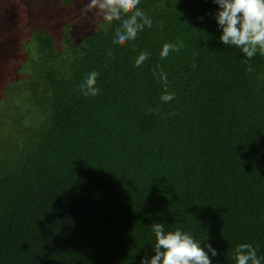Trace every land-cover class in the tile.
<instances>
[{"label": "trees", "instance_id": "trees-1", "mask_svg": "<svg viewBox=\"0 0 264 264\" xmlns=\"http://www.w3.org/2000/svg\"><path fill=\"white\" fill-rule=\"evenodd\" d=\"M87 3L0 0V264H140L156 222L264 264V56L220 42L214 0H140L124 45Z\"/></svg>", "mask_w": 264, "mask_h": 264}, {"label": "clouds", "instance_id": "clouds-1", "mask_svg": "<svg viewBox=\"0 0 264 264\" xmlns=\"http://www.w3.org/2000/svg\"><path fill=\"white\" fill-rule=\"evenodd\" d=\"M219 6L216 13L218 26L222 29L219 37L223 45H231L239 48L250 61L257 53L264 56V0H214ZM140 0H88L82 9L85 12L95 10V15L111 24L119 22L115 29L113 44L124 45L134 40L137 34L145 27L151 28L152 20L142 11L138 5ZM184 47L182 41L176 44L165 43L160 51V57L167 58L170 52H179ZM109 57L112 52H107ZM149 58V53L142 51L135 58V66H141ZM246 71L251 73L254 68L247 63ZM160 66L157 65L156 68ZM152 70L164 85L165 91L160 100L169 102L174 99L175 93L167 91V74L160 69ZM99 73L90 72L80 85V91L84 96H96L99 94L96 82ZM159 112V109H152ZM151 231L155 234V254L151 258H142L140 264H212L208 252L216 256L217 250L211 244H207L208 252L201 247V242L195 240L188 233L176 229L165 231L163 223L156 222L151 225ZM235 264H261L256 249L248 243L238 245L234 250Z\"/></svg>", "mask_w": 264, "mask_h": 264}, {"label": "rangeland", "instance_id": "rangeland-1", "mask_svg": "<svg viewBox=\"0 0 264 264\" xmlns=\"http://www.w3.org/2000/svg\"><path fill=\"white\" fill-rule=\"evenodd\" d=\"M0 116H1V114H0Z\"/></svg>", "mask_w": 264, "mask_h": 264}]
</instances>
